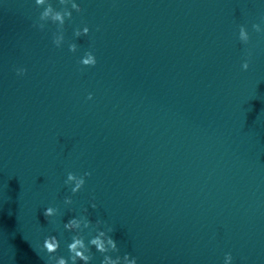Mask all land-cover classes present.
<instances>
[{
  "label": "clouds",
  "instance_id": "obj_1",
  "mask_svg": "<svg viewBox=\"0 0 264 264\" xmlns=\"http://www.w3.org/2000/svg\"><path fill=\"white\" fill-rule=\"evenodd\" d=\"M61 6L58 10L53 6L50 0H35V5L41 7L43 10L40 12L38 20L34 22L33 27L43 30L48 22L57 26V31L53 34V44L59 48L65 41L64 26L66 21L71 20L73 11L79 13L82 11L80 5L76 0H58ZM252 29L255 32H264L261 24L255 23L252 25ZM89 28L85 25L83 28H76L74 30V36L79 38L81 36H87L89 34ZM238 39L247 44L250 40V35L247 28L243 25L239 27ZM68 49L70 52L75 53L78 49L76 43H69ZM79 63L85 67H94L97 63V59L93 51H85L84 55L80 58ZM241 67L243 70H248L249 60L245 59ZM26 72L25 68H17V75H23ZM88 99H92V95L89 94ZM91 173L86 172L83 175H77L69 172L65 180L66 185H71V193L75 195L85 185V177L90 176ZM65 205H72L73 200L71 196L64 198ZM91 207L96 208V204L92 203ZM87 208L83 210L84 214L79 216H73L66 223L63 224V228L66 231L72 232L71 242L67 244L68 257L54 255L60 248V241L54 235L45 237L43 240L42 248L46 250L48 254L47 264H91L94 254L92 249L94 248L98 252L102 259L100 264H137V258L131 256L129 253H125L123 256L119 255L120 248L118 242L113 238L112 233L114 229L106 224L102 219H97L95 224L89 219L86 214ZM44 216L49 219L58 215V209L52 206L47 207L44 210ZM103 226V227H102ZM85 229H89L90 232L94 231L95 235L90 239L85 240L82 235ZM232 255L230 253L225 256V264H231Z\"/></svg>",
  "mask_w": 264,
  "mask_h": 264
}]
</instances>
